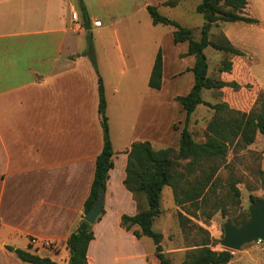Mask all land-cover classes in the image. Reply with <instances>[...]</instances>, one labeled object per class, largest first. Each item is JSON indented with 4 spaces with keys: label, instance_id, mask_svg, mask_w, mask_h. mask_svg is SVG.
I'll return each mask as SVG.
<instances>
[{
    "label": "crops",
    "instance_id": "0c3cea01",
    "mask_svg": "<svg viewBox=\"0 0 264 264\" xmlns=\"http://www.w3.org/2000/svg\"><path fill=\"white\" fill-rule=\"evenodd\" d=\"M80 1L0 0V264H30L8 247L68 264L67 241L85 216L96 161L104 147L99 75L106 91L114 167L105 189V213L93 225L87 264H160L155 255L141 249L135 255L124 246L128 239L133 244L146 238L137 239L121 226L124 215L139 212L137 198L124 185L128 152L141 142H150L155 150L179 146L187 115L176 98L187 96L194 87L196 57L188 55V43L174 42L172 27L161 30L167 25H154L148 16V6L169 8L164 5L167 0H82L91 31L99 39L109 34L116 41L103 56L95 45L97 72L77 43H69V35L86 32ZM244 12L257 23L215 25L211 34L223 33L245 53L243 63L252 79L245 74L233 78L252 81L264 92V0H248ZM121 30L136 35L129 53L119 40ZM159 51L163 83L155 90L149 81ZM182 79L171 97L178 116L168 119L175 133L169 142L165 88L168 80ZM211 94L222 98L215 91ZM256 99L255 92L246 106ZM33 238L53 246L33 245ZM235 258L230 264L240 263Z\"/></svg>",
    "mask_w": 264,
    "mask_h": 264
},
{
    "label": "trees",
    "instance_id": "16d2710c",
    "mask_svg": "<svg viewBox=\"0 0 264 264\" xmlns=\"http://www.w3.org/2000/svg\"><path fill=\"white\" fill-rule=\"evenodd\" d=\"M183 1L167 0L164 5L177 7ZM247 4L248 0H201L196 7L197 13L204 18L200 39L195 38L196 30L182 26L179 22L161 15L156 6L147 7L153 24L172 27L174 42L176 44L188 43V55L196 57V65L192 69L195 74L194 87L187 96L176 98L187 115L180 133L179 148L155 150L150 142H141L133 144L128 152L124 185L135 197L140 196L142 202L138 201L139 212L135 216L124 215L122 217L121 226L127 231H132L137 239L150 238L155 244V256L160 264H170L163 250L164 235L153 229L156 218L162 214L164 189L169 187L172 190L176 206L182 208L178 215L180 225L186 228L187 224L192 222V218H197V213L192 212L191 208L199 211L206 203V190L221 164L225 162L230 148L239 143L250 146L255 143L259 134L264 136V92L256 88L252 81L241 83L233 78L241 74L250 77L243 63L245 53L234 47L223 33H219L218 38L216 34H211L215 25L234 22L257 23L256 19L245 15L244 10ZM80 9L86 31L91 30V22L82 0ZM209 47L221 52L224 58L218 67L216 76L212 74L209 76L210 67L204 53ZM85 54L89 56L98 72L92 43ZM163 70V55L159 51L149 81L150 88L155 90L162 88ZM205 90L217 92L222 97V102L217 104L206 102L203 99ZM255 92L257 94L255 103L259 109L257 112L250 111L246 106L251 102ZM99 96L104 147L96 161L94 181L90 195L85 202V214L93 207L100 188L106 189L109 172L114 167L106 91L100 77ZM200 105H205L215 111V116L207 127L206 141L202 143L194 139L189 129L191 117ZM224 112L235 116L225 118ZM175 128L179 129V126ZM230 197L232 200H239L241 191L236 186H232ZM251 199L258 200L256 197H251ZM104 213L103 210L101 216ZM101 216L97 221L101 219ZM248 218L249 215L244 214L241 220H237L234 224L240 226ZM93 240V225L83 218L77 230L67 241L70 251L68 264H87L88 249ZM210 241L203 239L196 246L195 252L188 255L182 264H230L234 259L233 253L229 250H213ZM8 250L15 252L19 259L30 264H58L49 258H42L24 250H15L12 247H8Z\"/></svg>",
    "mask_w": 264,
    "mask_h": 264
},
{
    "label": "rangeland",
    "instance_id": "374dc122",
    "mask_svg": "<svg viewBox=\"0 0 264 264\" xmlns=\"http://www.w3.org/2000/svg\"><path fill=\"white\" fill-rule=\"evenodd\" d=\"M200 1L201 0H186L183 6L177 8H162L161 10L158 9V11L161 15L176 20L183 26L193 29L199 28V30L195 32V38L200 39L201 27L204 23L203 16L196 11V5H198ZM148 13L144 12V15H148ZM135 18L140 19L141 16ZM159 28H161V30H171V27L167 26H161ZM123 29L124 27L122 30ZM122 30L121 33H119V40L123 47V51L129 53V43L131 39H135L136 35L134 33L128 35ZM219 33L220 32L217 31V38ZM73 42L77 43L76 46L79 48L78 50L84 51V53L88 52L89 46L92 43L96 61V47H98L99 55L103 56L105 52L109 54L111 48L113 49L116 43L113 36L111 37L109 34H105L103 39H99L91 30L86 31L82 35H69L70 46ZM95 45L97 46L95 47ZM165 48L168 65L170 66L169 69L171 68L173 70L175 69L174 64L169 58V56H172V53L168 50L169 47L166 42ZM204 53L208 58L211 74L216 76L218 67L224 59L223 54L211 47L207 48ZM67 54H70V51L67 50ZM85 56L89 58L88 55L85 54ZM99 77L102 78L100 75ZM182 81L183 79L178 81L168 80L165 88L167 103L166 136L167 140L169 138V142H173L172 136L175 133L169 126L168 119L171 118V116H178V114L175 113L176 109L170 104L171 97L174 93H177L174 89H176V85L180 84ZM211 93L212 91L205 90L203 92V99L211 104L221 102L222 98H214ZM248 109L255 112L259 110L256 103L252 104ZM232 115L234 114L228 112H224L223 114L225 118ZM214 116L215 111L213 109L205 105L198 107L193 119L190 121L191 132L197 142L202 143L206 141L207 127ZM170 147L172 148L173 146L171 145ZM178 148L179 146L174 149ZM206 170H208V166H206ZM232 186H236L241 191V198L239 200L235 201L231 199ZM205 194L206 203L203 205L202 209L196 211L194 208H191L192 212L194 211L197 213V218H192V222H189L186 228H183L178 218L182 208L176 206L172 190L165 189L162 199V214L156 218L153 229L164 235L162 244L163 250L167 254L170 264H182L188 255L195 252L197 249L196 246L200 244L203 239L211 240V248L215 251L228 250L221 244L225 238L226 226H238L234 223L237 220H241L244 214L249 215L247 220L249 221L251 216L250 208L253 203L264 199V136L259 134L256 137L255 143L250 146H246L244 143L234 144L230 148L225 162L219 167L212 183L209 184ZM251 197H256L258 200L253 201ZM136 198L138 201H141L140 196ZM142 207L144 208V205ZM124 246L128 252H132L135 255L140 253V249L150 255H155V244L147 237L144 238V241L139 243L134 241L133 244L132 241L128 239L125 241ZM240 250H243L242 253H238ZM240 250H229L236 256L235 259L237 262L240 261L239 264H264V242H252L244 245Z\"/></svg>",
    "mask_w": 264,
    "mask_h": 264
},
{
    "label": "water",
    "instance_id": "95a60500",
    "mask_svg": "<svg viewBox=\"0 0 264 264\" xmlns=\"http://www.w3.org/2000/svg\"><path fill=\"white\" fill-rule=\"evenodd\" d=\"M105 188H100L99 195L84 220L94 225L101 216L105 205ZM250 220L241 226L227 225L225 238L221 244L228 250H240L252 242H264V199L254 202L250 208Z\"/></svg>",
    "mask_w": 264,
    "mask_h": 264
},
{
    "label": "built area",
    "instance_id": "2783aa9c",
    "mask_svg": "<svg viewBox=\"0 0 264 264\" xmlns=\"http://www.w3.org/2000/svg\"><path fill=\"white\" fill-rule=\"evenodd\" d=\"M78 14L76 13V12H74L73 13V19L74 20H78ZM31 244H33V245H41L42 247H44V248H49V249H51L52 248V246H53V244L51 243V242H48V241H40L39 239H36V238H33L32 240H31Z\"/></svg>",
    "mask_w": 264,
    "mask_h": 264
}]
</instances>
